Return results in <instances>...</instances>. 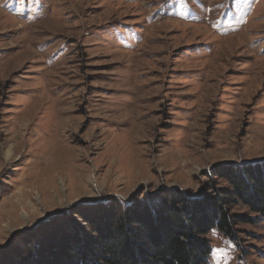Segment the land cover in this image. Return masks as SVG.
I'll return each mask as SVG.
<instances>
[{
	"label": "rangeland",
	"instance_id": "1",
	"mask_svg": "<svg viewBox=\"0 0 264 264\" xmlns=\"http://www.w3.org/2000/svg\"><path fill=\"white\" fill-rule=\"evenodd\" d=\"M261 161L264 0H0V264L64 216L88 230L78 208L204 200ZM229 212L209 264H264V217Z\"/></svg>",
	"mask_w": 264,
	"mask_h": 264
},
{
	"label": "trees",
	"instance_id": "2",
	"mask_svg": "<svg viewBox=\"0 0 264 264\" xmlns=\"http://www.w3.org/2000/svg\"><path fill=\"white\" fill-rule=\"evenodd\" d=\"M213 175L227 187L215 188L204 200L167 191L161 200L78 208L72 214L88 230L69 215L49 222L42 235H31L27 256L16 264H209L212 246L206 235L216 230L234 238V225L245 219L229 212L232 203L264 217V161Z\"/></svg>",
	"mask_w": 264,
	"mask_h": 264
},
{
	"label": "bare ground",
	"instance_id": "3",
	"mask_svg": "<svg viewBox=\"0 0 264 264\" xmlns=\"http://www.w3.org/2000/svg\"><path fill=\"white\" fill-rule=\"evenodd\" d=\"M13 132V131H12ZM14 136V135H13ZM15 137V136H14ZM13 138V137H12ZM26 141V140H25ZM14 143V142H13ZM15 144V143H14ZM15 147V146H14ZM14 147L10 144L7 149L3 152L4 156L8 158L9 160L11 159L12 156H14ZM16 151V150H15ZM23 217L26 218V215L23 214Z\"/></svg>",
	"mask_w": 264,
	"mask_h": 264
},
{
	"label": "snow or ice",
	"instance_id": "4",
	"mask_svg": "<svg viewBox=\"0 0 264 264\" xmlns=\"http://www.w3.org/2000/svg\"><path fill=\"white\" fill-rule=\"evenodd\" d=\"M3 241H0V243H2Z\"/></svg>",
	"mask_w": 264,
	"mask_h": 264
}]
</instances>
